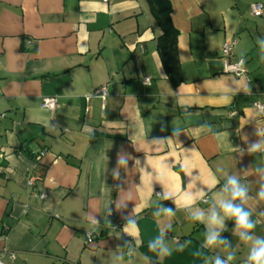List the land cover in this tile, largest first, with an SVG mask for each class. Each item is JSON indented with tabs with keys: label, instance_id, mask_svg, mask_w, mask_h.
<instances>
[{
	"label": "crops",
	"instance_id": "0c3cea01",
	"mask_svg": "<svg viewBox=\"0 0 264 264\" xmlns=\"http://www.w3.org/2000/svg\"><path fill=\"white\" fill-rule=\"evenodd\" d=\"M169 2L178 31L181 81L176 84L159 57L161 30L147 0H0V256L5 264H203L193 252L203 243L205 227L187 219L184 201L191 193L195 206L206 210L209 205L198 193L213 177L220 183L212 192L218 191L226 174L249 186L247 207L259 221L254 235L264 236L258 177L241 172L264 166V155L241 158L229 144L246 147L245 137L252 142L255 129L264 130V110L254 106L264 104V62L257 44L264 38V10L253 16L249 9L264 0ZM233 37L231 61L243 56L247 78L223 71L220 47ZM146 76L149 86L142 83ZM103 84L104 101L93 95L85 100ZM44 97L56 98L54 109L41 107ZM202 123L229 137L199 131ZM172 127L185 134L172 137ZM121 150L132 159L116 180L111 171ZM161 185L174 193L175 205L155 194ZM118 199L128 201L127 207L117 211ZM157 204L176 209L167 237L173 251L163 258L147 248L159 233ZM134 207L139 234L129 236L122 228ZM90 213L100 226L89 222ZM226 226L222 236L236 251L233 264H244L249 246L232 234L234 222ZM87 231L93 232L88 241ZM185 241H191L189 247L176 251ZM126 242L134 255L128 256ZM4 251L13 252L14 260ZM204 253L226 255L221 248Z\"/></svg>",
	"mask_w": 264,
	"mask_h": 264
},
{
	"label": "clouds",
	"instance_id": "9594fccd",
	"mask_svg": "<svg viewBox=\"0 0 264 264\" xmlns=\"http://www.w3.org/2000/svg\"><path fill=\"white\" fill-rule=\"evenodd\" d=\"M257 44L259 46V58L261 62H264V38H257ZM241 66L246 64V60L241 57L239 60ZM145 86L150 85L149 78L144 81ZM100 98L103 99L105 96L104 90ZM250 91V90H248ZM182 107H185L187 113V106L181 103ZM191 115V113H187ZM84 129L86 132L91 133L92 130L85 125ZM172 137L178 138L181 134H185V130L182 127H172ZM161 128V131H164ZM198 130L201 132L212 133L213 135L226 136L229 137V132H224L217 134L212 125L207 123H202L198 126ZM256 140L252 142H247V137H245L246 147L233 146L231 145V150L238 154L239 157L243 158L245 154L253 156L254 154L264 155V130L255 129ZM171 137V138H172ZM170 139V138H168ZM154 140H161L159 138ZM107 157V156H106ZM108 159V158H107ZM132 159L123 150L117 152L115 166L111 171V175L114 179L120 180L121 178V168H129V161ZM138 160L135 161V166ZM107 171V167L106 170ZM241 172L248 176L250 173L255 174L259 180V188L256 194V198L260 201H264V166H256L254 169L252 166L248 169L241 170ZM218 178L213 177L208 185V189H201L198 196L204 199V202L209 206L205 210L200 207L195 206L194 198L191 193L185 198L184 208L187 213V219L199 222L204 225V240L200 248L193 252L196 258H202L203 264H233L236 260V251L233 248L232 242L227 238L222 236V233L228 230L226 226L227 221L234 222V227L232 229V234L237 236L239 240L248 245V253L244 264H264V236L254 235V230L259 223L258 220L253 219V212L249 207H247L250 197L249 186L241 182V179L236 174H226L224 182L218 191L212 192V189L219 184ZM211 192L210 200L207 199L209 193ZM157 195L161 197L162 200H171L175 205L176 200L174 193L161 185V190L157 192ZM128 201L123 199H118L115 203L116 210L119 211L127 207ZM113 203L108 201L105 203V208L107 212V224L110 225L108 217L111 213V206ZM45 211L51 210V205L46 206ZM139 210L135 207L132 209L131 214L126 218L125 224L122 228L123 233L129 236H136L139 234V224L138 220L135 218V214ZM264 214V213H262ZM153 215L157 218V224L160 225L159 233L152 239L148 241L147 248L150 253L155 254L158 257H166L172 254L173 249L169 247L167 242L168 232L172 229V218L176 215V209L174 207H167L166 205L157 204L155 206V211ZM89 222L94 226H100V220L97 218L96 213H90L88 216ZM111 226V225H110ZM119 238V237H117ZM141 241L137 240V244ZM191 241H185L184 243L178 244L176 251L183 252L189 247ZM124 247H128V256L134 255V249L131 247L130 242H126ZM221 248L226 255L221 256L217 253L213 257H208L205 255V249H215ZM122 259V257H117ZM144 259L149 260L148 256Z\"/></svg>",
	"mask_w": 264,
	"mask_h": 264
},
{
	"label": "trees",
	"instance_id": "16d2710c",
	"mask_svg": "<svg viewBox=\"0 0 264 264\" xmlns=\"http://www.w3.org/2000/svg\"><path fill=\"white\" fill-rule=\"evenodd\" d=\"M161 34L157 38V49L162 65L173 84L181 81V68L177 58L178 31L171 21L169 0H147Z\"/></svg>",
	"mask_w": 264,
	"mask_h": 264
},
{
	"label": "built area",
	"instance_id": "2783aa9c",
	"mask_svg": "<svg viewBox=\"0 0 264 264\" xmlns=\"http://www.w3.org/2000/svg\"><path fill=\"white\" fill-rule=\"evenodd\" d=\"M102 2L104 3H108L109 0H102ZM250 12L253 16H260L262 14V10H264V5H262L261 3H252L250 4ZM237 43V39L236 38H231V39H228L226 41H224L220 47V57L221 59L223 60V64H224V68H223V71L225 73H228V74H232L236 77H245L247 78V71H246V68H245V65L241 66L239 64V60L241 58H238L236 60H233L231 61V56L233 54V49L235 47ZM31 43H28L27 46H30ZM149 78L150 82H151V79L150 77L146 76V77H143L142 78V83L144 84V80ZM145 85V84H144ZM102 89L104 90V93H105V96L104 98L102 99L103 101L105 100L108 92H107V85L106 84H103L101 86H98L96 87L92 94L90 95H87L85 98V100H88L90 96H95V97H99L100 98V95L103 94V91ZM56 105V98L55 97H44L42 99V103H41V107L44 108V109H47V110H52L54 109ZM254 106L255 108L258 110V111H262L264 110V104H261V103H254ZM157 192L159 191H155V194L157 195ZM43 197V195H41ZM159 196V195H157ZM93 235V232L92 231H87L86 233H84V238L86 241L90 240L91 237ZM5 255V258L9 261H12L14 260L15 258V255L13 252H10V251H4L3 253ZM0 264H5V259L2 258V256H0Z\"/></svg>",
	"mask_w": 264,
	"mask_h": 264
}]
</instances>
